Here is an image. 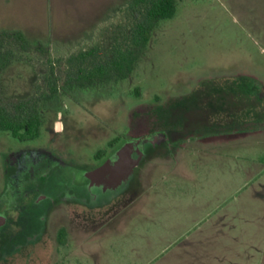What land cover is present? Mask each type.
Returning <instances> with one entry per match:
<instances>
[{
	"label": "rangeland",
	"instance_id": "obj_1",
	"mask_svg": "<svg viewBox=\"0 0 264 264\" xmlns=\"http://www.w3.org/2000/svg\"><path fill=\"white\" fill-rule=\"evenodd\" d=\"M42 1L64 12L62 25L90 24L62 42L30 38L48 52L20 51L0 75V102L47 92L53 70L60 84L54 97L41 102L39 137L20 141L0 130V195L10 162L26 164L29 151L39 161L47 157L50 168L75 166L77 173L46 178L58 186L44 190L42 240L0 264H264V178L251 183L249 175L264 168V0H179L175 16L156 26L129 77L88 88L65 84L67 59L93 44L109 49L122 39L134 22L130 0ZM24 22L31 37L45 33L46 22ZM183 98L191 109L214 98L227 107L209 106L210 113L204 109L184 121L189 110L167 108L170 100ZM182 121L180 131L144 134ZM209 121L226 130L209 136L216 148L202 163L189 164L191 174L178 175L175 183L162 180L127 212L140 193V167L167 162L172 142L181 144ZM127 148L135 164L117 187L107 186L111 172L89 175L115 150L117 160ZM25 171L18 168L17 177ZM13 190L15 200L20 191Z\"/></svg>",
	"mask_w": 264,
	"mask_h": 264
},
{
	"label": "trees",
	"instance_id": "obj_2",
	"mask_svg": "<svg viewBox=\"0 0 264 264\" xmlns=\"http://www.w3.org/2000/svg\"><path fill=\"white\" fill-rule=\"evenodd\" d=\"M178 2L179 0H130L127 10L132 12L134 17L130 31L122 39L116 40L109 49H104L96 43L70 55L67 59L70 68L67 71L65 84L70 88H88L112 79L120 80L129 77L141 54L151 41L154 29L162 20L175 16ZM32 50L48 52L47 46L42 43L33 44L22 31L0 30V75L19 59L20 51L30 52ZM53 74V77L48 79L47 92L38 96L33 95L28 98L0 102V130L9 131L20 141L34 140L40 136L43 125L41 102L51 99L60 90L59 76L54 70ZM214 100L203 101L205 107L198 108L193 105L194 109L187 107L185 98L170 100L167 102V108L177 106L178 109L189 110L184 120L186 121L189 117L199 115L207 106H212L213 109H216L217 106L221 107L220 109L226 106V104L223 105V101L221 105H216ZM181 116L179 115V119L182 118ZM184 121L179 125L174 124L170 128L147 130L144 134L153 135L159 131L169 132L175 126L183 125ZM139 123L141 122L137 123L138 128ZM144 134H141V137L145 136ZM64 236L65 231L62 230L60 238L63 239Z\"/></svg>",
	"mask_w": 264,
	"mask_h": 264
},
{
	"label": "crops",
	"instance_id": "obj_3",
	"mask_svg": "<svg viewBox=\"0 0 264 264\" xmlns=\"http://www.w3.org/2000/svg\"><path fill=\"white\" fill-rule=\"evenodd\" d=\"M57 12L58 11L57 9L55 10L54 6L52 7V5L50 6L43 1L39 3L38 0L35 2L33 0H0V30H19L22 31L28 39L37 38L49 42L52 39H56L57 41L62 42L65 38L76 37L77 35L74 33L76 30L79 31V29L86 28L90 24V22H88L85 24H78L74 27L75 23H65L64 26L62 25V22L65 19L64 12L61 14H57ZM32 19L46 22V25L43 28L45 29V33L32 34V37L29 35L27 28L23 23H25L24 21H32ZM208 107L209 106L206 107V110L209 112ZM220 125L215 126L209 124V126L201 128L200 132H193L194 134L181 144L177 141L171 143L172 147L169 149L170 155L168 160H166L167 162L159 161L160 163H150V161H148L144 163L137 174L140 193L134 204L128 208L127 212L142 205L143 201H145V199L150 196V193H152L151 190H154L162 180H168L169 182L171 181L172 183H175V179L178 175L187 176L189 173L191 174L189 164L192 163L193 165L195 162L202 163V160L207 156L208 150L216 148L218 143L213 140V137L210 138L209 136L225 132L226 130H221L219 128ZM261 125L262 126L259 128L264 129V123ZM183 127L184 124L181 126H175L173 130L180 131ZM196 134H200V136H196ZM175 147H177L176 152L173 150ZM249 175L251 179H253L251 183L256 179L260 180L264 178V168L259 167L257 172L251 171ZM204 221L205 220L201 222ZM201 222L193 229L188 232L186 231L184 235L182 234L183 236H180V240L185 239L190 235L193 230L197 229L196 227H198Z\"/></svg>",
	"mask_w": 264,
	"mask_h": 264
},
{
	"label": "flooded vegetation",
	"instance_id": "obj_4",
	"mask_svg": "<svg viewBox=\"0 0 264 264\" xmlns=\"http://www.w3.org/2000/svg\"><path fill=\"white\" fill-rule=\"evenodd\" d=\"M216 109L221 111L224 107L220 109V107L217 106ZM206 118L212 119L210 116ZM209 124L215 126L220 125L218 122H210L208 125ZM167 132L168 131H159L157 133L167 134ZM139 138V135L135 136V139L138 140ZM132 139H134V137ZM135 147L133 155L134 157H139L141 145L139 144ZM117 150L109 157L105 158V161L97 166L95 170L107 162L115 161V158H117L115 157ZM31 152L32 151L26 153L28 156L26 158V164H23L22 161L16 162L15 160L10 162L8 185L4 193L0 195V263L7 262L20 251L34 247L42 240L48 216V214H46L48 210L42 207L43 202L47 199L44 190L54 192L58 186L55 180L47 181L46 178L49 176L55 177L61 175L71 179L73 176L75 177L77 173L75 166H59L58 163H54L50 168L49 159L47 157H42L39 161V159L31 155ZM20 167L26 171L21 175V178H18L16 173ZM89 182H91V180H89ZM127 183L128 182H126V184ZM126 184L123 186V189ZM13 189H16L17 192L20 191L19 195L14 198L15 200L10 197V193H12ZM122 190H118V192ZM62 230L65 231L66 235V229L61 228L60 232ZM64 239L65 236L63 239L60 238V241L64 242ZM27 255L31 258L34 257V253H32L31 250Z\"/></svg>",
	"mask_w": 264,
	"mask_h": 264
},
{
	"label": "water",
	"instance_id": "obj_5",
	"mask_svg": "<svg viewBox=\"0 0 264 264\" xmlns=\"http://www.w3.org/2000/svg\"><path fill=\"white\" fill-rule=\"evenodd\" d=\"M130 144L132 143L130 142ZM130 150V148H127L125 151L126 153H119V158L117 160H115L114 162L105 163L95 171H92V173H90L89 175L97 176L98 178L105 174H110L111 172V180L109 181L107 186L112 188L117 187L132 171V166L135 164L134 161L130 158Z\"/></svg>",
	"mask_w": 264,
	"mask_h": 264
}]
</instances>
